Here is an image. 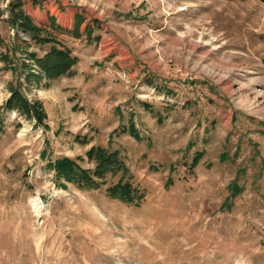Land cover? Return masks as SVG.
I'll return each mask as SVG.
<instances>
[{"label":"rangeland","instance_id":"374dc122","mask_svg":"<svg viewBox=\"0 0 264 264\" xmlns=\"http://www.w3.org/2000/svg\"><path fill=\"white\" fill-rule=\"evenodd\" d=\"M14 1L0 0V264H264V3L21 0L78 59L70 75L28 82L15 67L51 44L14 25ZM52 5L82 24L57 25ZM17 84L46 127L5 108ZM132 122L139 140L123 132ZM92 146L120 151L140 208L107 197L116 177L57 186L48 160L93 168Z\"/></svg>","mask_w":264,"mask_h":264},{"label":"trees","instance_id":"16d2710c","mask_svg":"<svg viewBox=\"0 0 264 264\" xmlns=\"http://www.w3.org/2000/svg\"><path fill=\"white\" fill-rule=\"evenodd\" d=\"M264 3V0H260ZM14 18L13 22L22 33L31 38L35 43L44 45L51 44L50 48L43 54L39 55L37 52H29L27 60L22 65L15 67V71L19 76H24L25 81L39 82L41 79L56 80L61 77L70 75L72 69L78 63V59L72 56L71 51L63 44L56 42L50 37L42 35V30L37 27L30 16L22 10L21 0H15ZM83 18L80 15L75 17V29L82 24ZM87 32H91L90 26H87ZM37 69V70H35ZM37 71V72H35ZM21 86L19 84L11 86V96L6 100L5 108L7 110H15L21 112L27 118L35 119V122L46 127L44 123L46 120V113L43 106L39 102L31 103L22 94ZM123 132L130 133L136 140L140 139L136 132L135 124L132 122ZM113 134L109 142L112 141ZM86 159L94 164L93 168H86L81 165L85 159L84 157L69 158L59 157L54 160H48L47 168L54 172V178L57 186L66 189L68 184L76 185L79 188H100L107 184L109 176L116 177L117 181L110 184L106 188V195L109 199L118 201L128 207L140 208L145 202L146 193L143 188L136 182L130 167L127 165L125 159L119 150L112 149L110 146H92L85 154ZM203 154L197 152L191 163V169H195ZM221 160H223L221 158ZM171 178L168 179L166 186L171 184ZM231 197L223 205L229 207V204L234 198L242 193V189L233 184ZM222 207V209H224Z\"/></svg>","mask_w":264,"mask_h":264},{"label":"crops","instance_id":"0c3cea01","mask_svg":"<svg viewBox=\"0 0 264 264\" xmlns=\"http://www.w3.org/2000/svg\"><path fill=\"white\" fill-rule=\"evenodd\" d=\"M55 9V10H54ZM47 11V13L51 16V19L53 20V21H56V24L57 25H61L62 24V22H64V20L62 19V16H61V14H66V16H67V18H65V20L66 21H72V20H74V12H72V11H70L69 9H65V7L64 8H62V7H58V6H51V7H49L48 8V10H46ZM36 16V15H35ZM73 22V21H72ZM74 25V24H73ZM69 28H70V26H69Z\"/></svg>","mask_w":264,"mask_h":264},{"label":"bare ground","instance_id":"6f19581e","mask_svg":"<svg viewBox=\"0 0 264 264\" xmlns=\"http://www.w3.org/2000/svg\"><path fill=\"white\" fill-rule=\"evenodd\" d=\"M36 203H38V202H36Z\"/></svg>","mask_w":264,"mask_h":264}]
</instances>
